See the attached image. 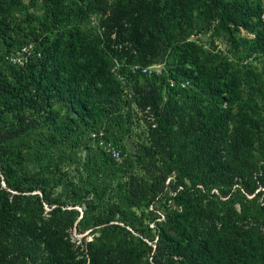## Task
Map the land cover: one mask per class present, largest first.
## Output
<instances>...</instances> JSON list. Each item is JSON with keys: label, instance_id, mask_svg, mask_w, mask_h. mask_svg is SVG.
I'll list each match as a JSON object with an SVG mask.
<instances>
[{"label": "trees", "instance_id": "16d2710c", "mask_svg": "<svg viewBox=\"0 0 264 264\" xmlns=\"http://www.w3.org/2000/svg\"><path fill=\"white\" fill-rule=\"evenodd\" d=\"M0 264H264V0H0Z\"/></svg>", "mask_w": 264, "mask_h": 264}, {"label": "built area", "instance_id": "2783aa9c", "mask_svg": "<svg viewBox=\"0 0 264 264\" xmlns=\"http://www.w3.org/2000/svg\"><path fill=\"white\" fill-rule=\"evenodd\" d=\"M23 52L25 51V48H23L22 50ZM12 62H16V61H12ZM18 63H22V62H18ZM158 68L157 65H152V66H149V67H140V66H135L134 67V70H139L141 71V73L143 74H148V75H160L161 72L156 70ZM169 85L171 87H174V86H180V87H185L186 86V83H182V82H176V81H173V80H169ZM91 138L93 140V142L98 146L100 147L101 149H103V151L109 155H111V157L113 159H115L116 161H120L121 158H122V154L120 152V150L110 141H107L105 139V133L103 130H98V131H95L91 134Z\"/></svg>", "mask_w": 264, "mask_h": 264}, {"label": "rangeland", "instance_id": "374dc122", "mask_svg": "<svg viewBox=\"0 0 264 264\" xmlns=\"http://www.w3.org/2000/svg\"><path fill=\"white\" fill-rule=\"evenodd\" d=\"M245 35H246V33H242V36H245ZM206 41H207V37L203 38L202 42L205 43ZM219 48L224 49V47L220 46V44H219ZM10 56H12V58L10 59L11 61L22 62L24 59L23 51L18 52L16 55H10ZM154 65L158 66V68L156 70H158L160 72L162 71L163 67L161 64H154ZM133 123L134 124L132 125V128L130 129L128 137H125L122 139V144L125 145L126 152L127 151L130 152L133 150V148H134L133 142L137 141L139 136L142 135L143 132L145 131V129L143 127V115L142 114H140V113L136 114L133 118ZM142 138L140 139L141 141H142ZM92 144H93V142H92ZM81 237H82V235L74 234V239H76V240L80 239Z\"/></svg>", "mask_w": 264, "mask_h": 264}]
</instances>
